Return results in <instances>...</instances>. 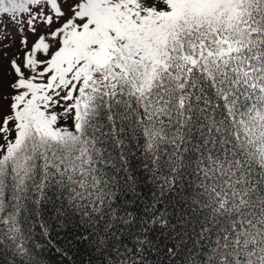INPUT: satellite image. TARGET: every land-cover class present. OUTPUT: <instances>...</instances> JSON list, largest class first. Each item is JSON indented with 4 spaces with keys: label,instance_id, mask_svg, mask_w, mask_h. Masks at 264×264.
<instances>
[{
    "label": "snow or ice",
    "instance_id": "obj_1",
    "mask_svg": "<svg viewBox=\"0 0 264 264\" xmlns=\"http://www.w3.org/2000/svg\"><path fill=\"white\" fill-rule=\"evenodd\" d=\"M3 16L23 55L0 96V264H36L27 217L47 203L87 264H264V0H0ZM137 171L188 175L178 213L139 211Z\"/></svg>",
    "mask_w": 264,
    "mask_h": 264
},
{
    "label": "trees",
    "instance_id": "obj_2",
    "mask_svg": "<svg viewBox=\"0 0 264 264\" xmlns=\"http://www.w3.org/2000/svg\"><path fill=\"white\" fill-rule=\"evenodd\" d=\"M159 175L161 178L152 182L148 173L136 172V176L139 178L137 192L140 194V198L135 201V205L138 206L141 213L144 211L145 205H155V208L151 210H158V215L163 213L165 209L169 215L174 214V212L178 213L180 209L178 202L186 198L191 179L187 174H184L183 177L178 176L170 189L169 184L164 183V178H170L171 174L164 171ZM161 186H163V191H161ZM49 197L53 198L52 193H49ZM128 207L133 212L137 210V207H134L132 203H129ZM42 222L48 225V236L43 234L40 227ZM26 227L31 230L30 243L36 264H87L89 260L88 243L79 239V235H86V233H79L78 235L77 230L71 224L59 226L55 219V209L51 203H47L43 209L42 220L40 217H36L34 213L29 215ZM127 243L128 247L131 248L132 242L128 241ZM167 259L165 255L157 256L153 252L147 264H155L157 260L167 264Z\"/></svg>",
    "mask_w": 264,
    "mask_h": 264
},
{
    "label": "rangeland",
    "instance_id": "obj_3",
    "mask_svg": "<svg viewBox=\"0 0 264 264\" xmlns=\"http://www.w3.org/2000/svg\"><path fill=\"white\" fill-rule=\"evenodd\" d=\"M18 25L11 22L7 16L2 17L0 22V96L11 94V89L8 87L10 82L15 79L11 74L9 67V58L13 54L23 55L21 51L20 40L22 33L18 32ZM23 34H28L27 26H24ZM35 37L28 35V43L31 44ZM5 55L8 58H5ZM8 100H0V115L8 110ZM60 109H57L59 111ZM71 122V119L69 120Z\"/></svg>",
    "mask_w": 264,
    "mask_h": 264
}]
</instances>
